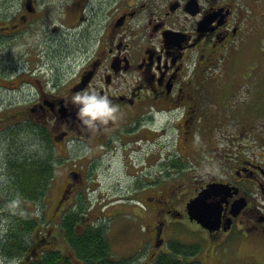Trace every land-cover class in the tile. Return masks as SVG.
Here are the masks:
<instances>
[{
    "label": "flooded vegetation",
    "instance_id": "af4514ba",
    "mask_svg": "<svg viewBox=\"0 0 264 264\" xmlns=\"http://www.w3.org/2000/svg\"><path fill=\"white\" fill-rule=\"evenodd\" d=\"M0 92L32 105L0 124L48 128L57 163L43 225L15 256L0 241V264H86L62 225L121 209L145 223V264L181 227L264 248V0H0ZM209 185L213 232L188 208Z\"/></svg>",
    "mask_w": 264,
    "mask_h": 264
},
{
    "label": "trees",
    "instance_id": "16d2710c",
    "mask_svg": "<svg viewBox=\"0 0 264 264\" xmlns=\"http://www.w3.org/2000/svg\"><path fill=\"white\" fill-rule=\"evenodd\" d=\"M6 121L9 122L7 135L10 149L6 151L8 155L5 158L12 181L7 189V201L16 211L13 217L15 223L10 232L12 235L7 239L6 246V256L11 257L17 255L19 252L18 246L22 245L24 238L30 237L33 230L43 224L39 220V216L38 218L34 217L23 205V202L33 204L45 202L57 163L49 150L48 128L36 126L30 118L22 120L17 116H12L7 118ZM21 134L28 136V144L33 145V148L27 150V152L23 149L27 145L18 144L17 139ZM76 222H79V218H73L72 222H65L66 224L64 223L62 226L66 231L67 240L86 264H133L131 260L116 261L113 258L110 242L106 236L107 227L105 225L99 227L89 226L78 233L75 228ZM38 230L40 234L44 231ZM199 253L200 250L196 245L171 241L169 242L168 254L158 258L156 264H191L188 262V258L195 257ZM180 257H183L184 261H181ZM52 261L54 259L47 258L39 264H53ZM192 264L197 263L193 262Z\"/></svg>",
    "mask_w": 264,
    "mask_h": 264
},
{
    "label": "rangeland",
    "instance_id": "374dc122",
    "mask_svg": "<svg viewBox=\"0 0 264 264\" xmlns=\"http://www.w3.org/2000/svg\"><path fill=\"white\" fill-rule=\"evenodd\" d=\"M18 100L19 99L16 94H3L0 92V111L7 109V106L10 104L16 106L18 109L32 106L24 105V103L15 105L14 102H17ZM8 111L10 112V110ZM8 124L9 122H5V120L0 124V241L2 242L7 240L10 235L11 228L15 223L13 217L16 214L14 208H12L7 201V189L12 182L8 173L5 158V156L7 157L8 155V153L5 152L10 149V142L7 135ZM17 140L19 142L18 144L27 145L23 147L26 152L27 150L33 148V145L28 144V136L21 134ZM61 181L62 178L59 180V188L61 186ZM49 194L50 193L48 192V197L44 203L33 204L23 202V205L38 218V216L40 217L43 213L50 212L52 209ZM84 201H86V205L83 210L87 211V206L96 203V197L92 195L90 201ZM118 206L119 205L116 207ZM101 224H104L107 227L106 236L110 242L112 256L116 261L132 258L135 261L133 264H145V250L139 248L140 237L145 231L144 222L139 221L136 215L129 214L126 209H121L117 211L114 216L110 218H103V222H101ZM177 232L178 235L180 233L181 238L178 237L173 241L196 245L200 250L199 255H197L194 260L192 257L188 260L191 264L193 262H196L197 264H204V262L198 261L197 257L206 260V264H260L259 262L248 261L251 259H257L264 262V248L262 246L239 245L238 243H233L230 245L228 244L212 248L209 246L208 236H206L207 234H204V231H202L200 227H181L180 230H177Z\"/></svg>",
    "mask_w": 264,
    "mask_h": 264
},
{
    "label": "water",
    "instance_id": "95a60500",
    "mask_svg": "<svg viewBox=\"0 0 264 264\" xmlns=\"http://www.w3.org/2000/svg\"><path fill=\"white\" fill-rule=\"evenodd\" d=\"M221 189L219 185H209L188 206L190 219L210 232L218 229L221 221V205L224 200L214 199V194Z\"/></svg>",
    "mask_w": 264,
    "mask_h": 264
},
{
    "label": "bare ground",
    "instance_id": "6f19581e",
    "mask_svg": "<svg viewBox=\"0 0 264 264\" xmlns=\"http://www.w3.org/2000/svg\"><path fill=\"white\" fill-rule=\"evenodd\" d=\"M57 26V25H56ZM39 30V29H38ZM44 30V29H43ZM42 31V30H41ZM34 32V31H33ZM39 32V31H38ZM47 32V31H46ZM24 39V38H23ZM45 41V40H44ZM34 131V130H33ZM6 153V152H5ZM21 159V158H20ZM18 160V159H17ZM48 165V164H47ZM38 166V165H37ZM55 167V166H54ZM36 170V169H35ZM31 172V171H30ZM34 176V175H33ZM71 222V221H70ZM73 226V225H72ZM16 234V233H15ZM23 239V238H22ZM19 241V240H18ZM23 245V244H22ZM7 246V245H6ZM170 262V261H169Z\"/></svg>",
    "mask_w": 264,
    "mask_h": 264
}]
</instances>
